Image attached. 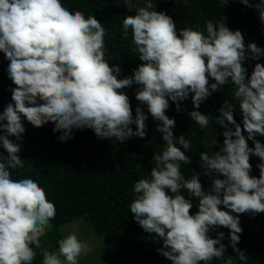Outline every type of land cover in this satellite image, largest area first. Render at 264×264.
<instances>
[{
	"label": "clouds",
	"instance_id": "clouds-1",
	"mask_svg": "<svg viewBox=\"0 0 264 264\" xmlns=\"http://www.w3.org/2000/svg\"><path fill=\"white\" fill-rule=\"evenodd\" d=\"M239 2L255 7L264 24V0ZM123 4L135 12L124 16L123 38L131 30L142 63L133 75L118 79L121 68L105 59L106 30L94 15L86 18L61 0H0V52L9 61L7 74L15 85L9 88L12 103L0 113V146L7 153H0V264H32L33 246L41 248L40 238L56 216L55 204L38 182L10 178V169L24 166L18 155L22 145L10 139L20 141L25 133L22 117L37 128L51 122L61 142L73 138V130L85 128L98 138L120 143L144 138L148 115L137 106L133 117L129 97L122 91L133 84L140 86L135 98L159 122L156 131L164 142L152 158L151 172L131 189L134 220L162 241L157 251L172 264H210L213 259L234 264L231 256L225 259L224 232H217L216 238L209 235L221 227L229 230V245L239 260L248 259L236 245L243 232L240 214L264 213V143L256 139L264 136V64L255 63L249 76L245 61H259L264 48L246 44L240 30L227 26L226 16L207 21L205 34L191 27L178 30L171 16L155 10L152 0H144L143 6L135 0ZM230 83L242 125L235 119L234 104L224 100L214 118L215 125L225 129L223 144L211 154H199L202 174L211 179L205 190L200 172L193 171L191 178L181 172V164L192 163L182 151L190 150L192 142L184 135L174 137L176 121L166 111L169 101L182 111L180 102L191 94L193 110L188 115L202 130L208 128L212 116L199 111L200 106ZM249 140L254 147H249ZM217 145L216 137L211 139V146ZM252 156L260 160L259 177L250 175ZM194 198L198 211L191 214ZM58 245L55 252L41 248L42 264H78L88 249L75 233Z\"/></svg>",
	"mask_w": 264,
	"mask_h": 264
},
{
	"label": "trees",
	"instance_id": "trees-1",
	"mask_svg": "<svg viewBox=\"0 0 264 264\" xmlns=\"http://www.w3.org/2000/svg\"><path fill=\"white\" fill-rule=\"evenodd\" d=\"M135 2L143 6L144 0ZM152 2L156 11H163L173 18L178 30L182 27H191L206 34L207 21H220L226 16L227 26L233 31L240 30L246 44L254 42L264 48V24L260 22L258 10L245 6L239 0H228L227 6H222L220 0H152ZM251 2L255 4L259 0ZM61 3L70 9L79 8L86 18L94 15L106 30L105 59L109 60L110 66L119 65L121 68L118 79L133 75V69L142 62L132 43L131 30L128 38H123L122 21L124 16L134 15V10L129 11L123 4L124 0H61ZM257 62L264 64V57L259 61L251 59L245 61L249 76ZM8 64L9 61L0 52V113L12 103L9 88L15 87L8 78ZM211 82L214 81L210 78ZM139 87L133 84L122 91L129 97L133 117L137 106L148 115L145 122L147 134L144 138L133 137L120 143L114 139L98 138L93 130L85 128L73 130V138L61 142L59 140L61 133L52 131L51 122L37 128L22 117L25 133L20 141H16L15 137L10 139L22 145L18 155L24 161V166L10 169V178L14 180L32 178L44 188L46 198L56 206V216L50 221L52 227L40 238L41 248L44 247L50 252L58 251V241L64 238L59 228L84 217L89 221L94 235L124 231L131 247L137 253L139 264H172L157 251L162 247V241L155 237V234L145 232L129 210L130 203L135 198L131 189L139 179L151 172L155 166V162L152 161L154 154L164 147L162 134L156 131L159 122L153 120L147 106L140 105L135 98ZM233 91L234 85L231 83L224 85L220 91L213 93L201 104L199 111L212 116L209 127L203 130L188 115L193 110L191 94L187 100L180 102L182 111L177 112L172 101H169V108L166 111V115L176 121L174 137L184 135L192 142L190 150L182 149L191 158L192 163L181 164V172L185 178H191L193 171L200 172V181L205 190L211 187V179L202 174L199 154L201 151L211 154L218 151L219 146L223 144L222 133L225 129L215 125L214 118L219 115L218 109L224 100L229 99L234 104L235 119L242 125L239 103L233 99ZM131 127L135 130L136 126L133 124ZM244 134L247 136V133ZM215 137L218 145L213 148L211 139ZM256 139L264 143V136L258 135ZM248 145L254 147L251 140L248 141ZM0 153L7 155L2 146ZM250 163L252 164L250 175L259 177V169L256 167L260 163L259 158L252 156ZM182 194L188 196L186 191ZM192 202L190 213L195 214L198 211V201L194 198ZM240 227L243 232L236 247L246 253L248 256L246 262L240 261L237 253L229 245L227 228H218L209 235L216 238L217 232H224L225 239L222 243L227 245L225 259L231 256L234 264H264V213L240 214ZM33 248L36 256L32 264H42L41 248L35 246ZM210 264H224V261L213 259Z\"/></svg>",
	"mask_w": 264,
	"mask_h": 264
},
{
	"label": "rangeland",
	"instance_id": "rangeland-1",
	"mask_svg": "<svg viewBox=\"0 0 264 264\" xmlns=\"http://www.w3.org/2000/svg\"><path fill=\"white\" fill-rule=\"evenodd\" d=\"M59 231L64 237L75 233L82 243L88 245L87 251L79 257L78 264H139L137 253L124 231L94 235L89 221L84 217L60 227Z\"/></svg>",
	"mask_w": 264,
	"mask_h": 264
}]
</instances>
